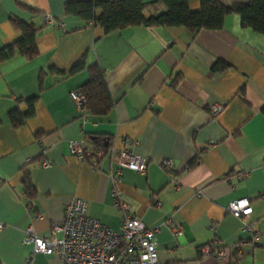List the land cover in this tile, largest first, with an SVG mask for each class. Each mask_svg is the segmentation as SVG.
Masks as SVG:
<instances>
[{"label":"crops","instance_id":"obj_1","mask_svg":"<svg viewBox=\"0 0 264 264\" xmlns=\"http://www.w3.org/2000/svg\"><path fill=\"white\" fill-rule=\"evenodd\" d=\"M68 1L0 0V48L21 36L11 23L17 18L38 29L39 49L33 60L15 55L0 62V264H27L33 249L23 243L27 229L50 235L76 196L117 230L111 173L119 166L111 156L123 149L148 161L145 174L121 168L118 186L134 216L160 227L161 264H264V35L242 27L235 14L218 30L141 26L106 33L65 15ZM189 7L199 10L200 1ZM166 10L161 0H145L147 16ZM219 59L230 67L215 69ZM81 60L84 66L72 71ZM93 64L104 70L115 101L106 115L70 98ZM35 96L33 114L15 126L9 112H28L26 100ZM217 104L223 109L214 115ZM71 140L84 141L88 159L71 153ZM195 157L198 165L188 168ZM44 159L52 165L43 166ZM167 159L170 171L162 166ZM25 180L35 190L31 199ZM242 197L251 199L258 240L227 210ZM169 219L182 223V235L165 226ZM213 239L225 248L224 261L202 255L201 246ZM32 264H60V258L38 253Z\"/></svg>","mask_w":264,"mask_h":264},{"label":"built area","instance_id":"obj_2","mask_svg":"<svg viewBox=\"0 0 264 264\" xmlns=\"http://www.w3.org/2000/svg\"><path fill=\"white\" fill-rule=\"evenodd\" d=\"M46 20L48 23H54L51 14L46 15ZM70 98L79 108H82L87 101L80 89L72 90ZM222 109L223 106L217 104L210 110L215 115ZM68 144L71 153L79 159L84 158L83 140H71ZM45 151L43 148L42 152ZM111 158L119 166L116 172L111 173L114 206L121 214L118 229H112L99 218L90 215L88 201L76 196L66 206L63 221L53 225L50 235L39 236L31 227L27 229L23 243L33 245L27 264H32L34 256L38 253L57 255L60 258V264H161L156 241V233L160 227L149 228L139 217L134 216L130 204L123 198L122 190L118 186L121 182V168L126 167L145 174L148 161L145 157L124 149L114 150ZM42 165L48 167L52 165V162L44 159ZM162 166L170 171L172 161L164 160ZM246 175L237 173L236 177L242 179ZM261 197L264 198V192ZM160 206L159 202L155 203V207L160 208ZM227 210L243 221L244 232L251 234L253 239H259L256 224L250 220L253 212L250 198L242 197L231 201ZM165 226L175 237L183 234V225L178 221L169 219ZM3 228L4 224L0 223V230ZM200 251L204 256H213L221 261H224L227 254L218 239L205 243Z\"/></svg>","mask_w":264,"mask_h":264},{"label":"trees","instance_id":"obj_3","mask_svg":"<svg viewBox=\"0 0 264 264\" xmlns=\"http://www.w3.org/2000/svg\"><path fill=\"white\" fill-rule=\"evenodd\" d=\"M166 11L147 16L144 13L145 0H70L64 5L65 15H77L92 25L102 27L106 33L134 27H186L193 33L200 30H218L225 26V19L229 15H238L241 26L251 28L264 35V0H248L246 3H237L231 6L222 4L219 0H199L201 8L192 11L189 7L191 0H161ZM12 25L21 36L13 43L0 48V62L15 55H21L27 60H33L39 55L36 43L38 29L32 24L17 18L11 19ZM84 66L81 60L75 64L72 71ZM217 70L229 68L230 65L219 59L214 66ZM90 78L80 90L86 96V103L82 109L89 110L97 115H106L115 105L106 81L104 70L98 65L89 66ZM37 97L26 102L29 111L23 113L18 107L9 112V119L15 125H20L26 117L33 114ZM1 124V120H0ZM109 146V145H108ZM84 158L88 159V152L84 149ZM199 159L193 158L188 168L198 165ZM26 193L33 198L35 190L31 184L24 181Z\"/></svg>","mask_w":264,"mask_h":264}]
</instances>
